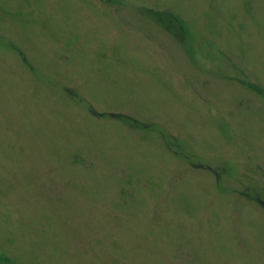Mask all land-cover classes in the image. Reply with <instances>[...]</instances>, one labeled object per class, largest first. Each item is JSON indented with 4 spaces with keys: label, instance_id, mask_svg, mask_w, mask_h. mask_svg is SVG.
<instances>
[{
    "label": "rangeland",
    "instance_id": "rangeland-1",
    "mask_svg": "<svg viewBox=\"0 0 264 264\" xmlns=\"http://www.w3.org/2000/svg\"><path fill=\"white\" fill-rule=\"evenodd\" d=\"M0 264H264V0H0Z\"/></svg>",
    "mask_w": 264,
    "mask_h": 264
}]
</instances>
